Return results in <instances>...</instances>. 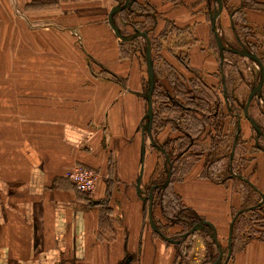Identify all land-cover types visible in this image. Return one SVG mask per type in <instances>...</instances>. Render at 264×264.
Masks as SVG:
<instances>
[{"label": "crops", "instance_id": "0c3cea01", "mask_svg": "<svg viewBox=\"0 0 264 264\" xmlns=\"http://www.w3.org/2000/svg\"><path fill=\"white\" fill-rule=\"evenodd\" d=\"M134 2L154 8V30L134 27L133 21H146L137 13L127 14ZM225 7L223 1L216 22L218 34V25H226L239 39L233 23L235 11L229 13ZM23 9L28 17L36 15L57 26L42 30L44 41L38 46L50 62L44 57L39 67L32 63V68L41 69L42 85L58 86V91L39 95L37 114L45 124L39 131L40 141L31 139L30 129L20 141L0 142V264L176 263L182 242L172 236L182 226L169 222L158 207L155 217L164 228L168 225L164 236L170 241L157 233L142 185L145 169L138 188L139 127L145 111L142 47L146 53L149 40L152 50V39L167 21L177 28H189L198 43L188 58L189 68L200 77L188 80L200 82L222 104L223 135L234 130L236 139L244 137V146L251 149L252 137L255 143L253 152L244 156L239 174L207 172L201 157L181 180L172 183L171 191L205 222L192 234L193 247L185 264H217L219 248L213 235L221 247L228 246L232 237L228 264H264V228L247 240L239 241L234 235L241 217L260 212L264 205V151L255 149L257 132L241 113L244 107H239L241 90L249 87L251 92L254 85L238 68L239 84L230 78L236 65L223 63L212 30L216 7L212 13L210 0H24ZM244 22L264 29V10L245 9ZM77 37L82 46H77ZM257 102L264 113V85ZM49 117L58 118L56 131L47 125ZM50 133L61 143L50 146ZM206 133L201 135L205 140L195 141L196 146L209 140L211 148ZM76 163L99 172L93 193L79 192L65 182L64 173ZM210 241L217 256L207 249Z\"/></svg>", "mask_w": 264, "mask_h": 264}, {"label": "rangeland", "instance_id": "374dc122", "mask_svg": "<svg viewBox=\"0 0 264 264\" xmlns=\"http://www.w3.org/2000/svg\"><path fill=\"white\" fill-rule=\"evenodd\" d=\"M222 1H224L226 5L225 8L229 13H233L242 5L239 0ZM23 2L24 0H0V142L3 143L22 140L24 134L28 135L30 129H32L31 139L33 138L34 141H40L39 131L45 124H42L41 121H39L41 118L37 114L39 112L37 106L40 104L39 95H41L40 93H53L58 91V86L42 85L41 69L34 68V65L38 66L44 57L46 61L50 62L47 54H43L39 51L40 48L38 46L44 41L41 36L42 30L45 31V28H56L57 26L40 21L35 17L36 15L28 17L23 9ZM216 5L217 0H210V11H212V13L214 12ZM137 9V7H133V10ZM122 17H124V15ZM233 19L234 28L239 39L232 33L230 27H227L226 25L225 27H222L219 24V34L224 43L230 48L238 50L246 48L250 52L259 54L262 57L264 64V29L251 27L248 24H245L244 20L240 18V15L234 16ZM146 24L149 26L150 21H147ZM77 38V46H82L79 37ZM154 39L156 42H153V46L151 47V59L154 66V92L152 95L153 119L151 131L148 129L147 119V94L150 84L146 66V53L144 52L145 47H142L144 51L141 53V56H143L144 59L143 63L145 68L143 77L144 83L141 92L145 99V111L139 127L141 138L139 137L138 142V166H141V153L142 150H144L145 175L142 185L144 186L143 189L145 194L148 196L152 192V188H154L153 196L155 200L157 188H161L165 185L169 172H171L172 176V168L174 165L177 173L172 178L177 180L181 177L182 170L201 157H203V159L205 158L204 161H206L207 172L211 171L213 174H224L225 176L230 174L231 171L239 174L241 173V167L245 163L244 156L253 152L251 149L254 147L255 143L252 137L249 142L252 144L250 145V149L243 145L245 142L243 136H238L236 139L234 136V130L233 132L225 134V136L222 132V140L219 141L215 147H212V144L211 148H209V140H206L203 145L199 144L190 149H186V154H183L182 156L179 155L180 150L175 146L173 149L174 151H171V159L174 161V158H177L179 162L171 165V159L169 160L167 153L162 151V145L164 141L182 137L180 129V131L174 130V126L175 128L178 126L175 122L181 113L170 107L172 102H169L166 99V96L167 94L175 96L172 88L173 84L170 81L172 80V77L174 79L177 78L188 89L193 87L191 80L189 81L188 79L199 76L200 74L198 75L188 67L190 64L188 55L190 49L198 43H196L195 40L194 42L192 41L194 38L191 31L181 34L177 29L172 30L171 33L160 39L156 35ZM210 47L213 51L216 50L217 47L213 34L210 37ZM226 59L231 63L234 62L236 65L235 67L233 66L234 68L232 69V72L230 71V78L232 81L236 80L235 83L237 82V84H239L237 81L239 74L236 69L238 68L242 73L240 75L251 77L253 85L258 82L260 71L256 62L232 53L226 54ZM32 63L34 64L33 68ZM185 64H187V66ZM252 71H254L253 75L251 74ZM182 73H184L186 77ZM195 82H197L199 88L205 90L200 82L197 80H195ZM249 93V87L241 90L239 107L245 106ZM259 97L260 95H257L252 101L249 108V114H251L260 125H263L264 113L263 108L258 106L259 103L257 102V99ZM178 100L182 102L181 97H179ZM261 112L263 114H261ZM241 113L243 114L242 110ZM48 119L49 121H47V125L50 126V130L56 131V127L60 126L56 122V119L58 118L49 117ZM65 119L68 120V118ZM188 121L189 120H181L180 124L183 126V124H186L185 122ZM169 122L173 123L170 124ZM204 135L207 139L209 138L208 133ZM55 136L54 133H50L48 142L50 146L55 142L61 143L60 140L55 138ZM201 139L205 140L206 138L201 137ZM234 143L237 144L236 151L234 149V159L230 160L232 158ZM259 144L264 148V139L260 138ZM190 154H193V156H190ZM211 162L213 163L211 164ZM76 167L92 169L96 172L99 178V172H97L95 168L76 163L64 173L65 179L72 185L74 184L69 179V173ZM161 198L163 199V197H160L159 201ZM164 200L165 202L163 203V206L171 212V216L174 217L177 215L182 207L179 204V198L175 194L170 193V196L168 197L167 195V197H164ZM262 204L263 203H261V205ZM171 207L175 209L173 212ZM256 215L260 217L264 215V205L260 212L254 211L251 214H247L245 217H241V222L237 224L234 231V235L238 237L239 241L247 240L255 235H259V228H264V220H256ZM172 222H174V220H172ZM190 236L191 237L184 243H179L181 242L180 239L177 241L179 243L177 264H185L190 258V253L193 247L191 241L192 235L190 234ZM222 248L224 251L223 260H225L228 253V246L226 245ZM207 249L209 252H215L217 256L218 252L213 245V242L210 241L207 243Z\"/></svg>", "mask_w": 264, "mask_h": 264}, {"label": "trees", "instance_id": "16d2710c", "mask_svg": "<svg viewBox=\"0 0 264 264\" xmlns=\"http://www.w3.org/2000/svg\"><path fill=\"white\" fill-rule=\"evenodd\" d=\"M241 1H242L241 2L242 5L241 7L235 10V14L236 16L240 15V18L242 20H244L245 9L252 8V9H257V10H264V2L262 0H241ZM133 7H137L138 9L133 10ZM153 11H154V8L152 7H149L148 9H146L143 5L134 2L132 5V10L128 14L134 15L138 13L139 15L145 16L146 21L144 23L140 24V23L133 21V24H134V27L137 28L139 31L150 32L151 30H154L157 25V20L156 18L153 17V13H154ZM147 21H150L149 26H147L146 24ZM175 29H177V31L181 34L190 31L189 28H177L173 25L172 22L167 21L164 29L158 35V38L160 39L161 37L167 36L169 33H171L172 30H175ZM192 41L194 42V40ZM153 42H156L154 38L152 39L151 47L153 46ZM257 55L262 60V57L259 54ZM185 65L187 66V64ZM170 81L173 84L172 88L175 93V96L171 94H167L166 99L169 102H172V105L170 104V107H172L174 110H177L181 113L179 118H177L176 122L174 121L178 125L176 128L174 126V130L180 129L182 133V137L164 141L162 148L167 153L169 160L171 159V156H172L171 151H174L173 149L175 148V146H177V148L180 150L179 155L183 156V154H186V151H187L186 149H190L191 147L196 146L195 141L201 137L202 133L205 130H207V133L210 135L213 145L216 142L221 141L222 140L221 134L223 132L224 119H225L223 111H222L223 109L222 104L218 101H214L211 98V96L208 94V92H206L203 88H199L197 82H195L194 80H191L193 87L188 89L177 78L174 79L172 77V80ZM179 97H181L182 102H184L185 104L178 100ZM181 120H189V121L185 122L186 124H183L182 126L180 124ZM169 123L172 124L173 122H169ZM209 127H211L212 129H210ZM255 149H260V148L256 145ZM190 156H193V154H190ZM177 162H179L177 158H174V161H172V159L170 160L171 165ZM190 167H191V164L187 168L182 170L181 177L178 180H181L183 178V176L185 175V173L188 172ZM176 173L177 171L174 165L172 168L171 181L164 188H157V194H155L156 196H155V200L153 203L152 215H153V220L158 228L159 234H162V235H167L165 233V228H168V225L165 226L164 228L161 224H159V221L156 219L155 214H154V210L156 208L160 207L163 215L167 219H169L171 222L172 220H174L172 224H175V223L180 224L183 230L179 234H176L172 237H176L180 239L182 243H184L186 242V240H188L190 234L186 237L184 235L187 233H190L192 228L201 224L203 222V219L199 217L196 214V212H194L192 209L183 205L179 197H178L180 200L179 204L182 207H181V210L178 212V214L175 215L174 217H172L171 212L166 207L163 206V203L165 202L164 197H167V195L169 197L170 193H173L171 191L172 183L175 181H178L177 179L172 178L173 176L176 175ZM65 182H68V181L65 180ZM72 186L73 188H75L74 185ZM160 197H163V199L161 198L159 201ZM171 210L173 212L175 209L172 208ZM256 216H257L256 220H259V221L264 220V215L261 217L258 215ZM177 259H178V254L176 256L175 264H177Z\"/></svg>", "mask_w": 264, "mask_h": 264}, {"label": "water", "instance_id": "95a60500", "mask_svg": "<svg viewBox=\"0 0 264 264\" xmlns=\"http://www.w3.org/2000/svg\"><path fill=\"white\" fill-rule=\"evenodd\" d=\"M222 4L223 1L222 0H217V5H216V10L215 13L212 15V30L214 32V36L217 42V45L219 47L220 53L222 55V57L224 56L225 52H231L237 55H241L243 57H247L251 60H253L254 62H256L258 64L259 67V71H260V77L258 82L253 86L249 97L247 99V102L243 108V113L245 118L251 123V125L253 126V128L255 129V131L257 132V136H256V144L257 146L260 148V150L264 151V148L262 146H260L259 144V139L260 137L264 136L262 129L260 127V125L253 119L251 118L250 114H249V108L250 105L252 103V101L255 99V97L257 95H261L262 94V90H263V85H264V64L262 62V60L259 58V56L253 52L248 51L246 48H244L243 50H238L235 48H228L225 47L222 43V40L218 34V29L216 26V22L218 20V18L220 17L221 14V9H222ZM127 5V4H126ZM126 5L124 7H118L117 10H123L125 9ZM110 24L113 26L114 30L117 32V28L114 25V23L112 22V19L110 20ZM146 35V34H145ZM146 66H147V73H148V79H149V84H150V88L148 90V94H147V119H148V129L149 131H151L152 128V119H153V101H152V95H153V91H154V66H153V62L151 59V50H150V42L148 40V46L146 49ZM144 149V146H143ZM162 151H164V149H162ZM165 152V151H164ZM234 153V150H233ZM142 156H141V171H140V176H139V182H138V188L140 187V183L142 181V177L144 175V161H145V152L144 150H142ZM170 178H171V172L168 173V179L165 183V185L161 188H164L166 185H168V183L170 182ZM160 188V187H159ZM154 188H152L153 190ZM149 200H150V205H149V218H150V222L152 224V226L154 227L155 231L157 233H159L158 229L156 228L155 224H154V220H153V215H152V209H153V201H154V196H153V192L150 193V195L148 196ZM205 224V222H202ZM198 229V225L195 226L194 228L191 229L190 233L185 234L184 236H188L191 233H194L196 230ZM162 235V234H160ZM162 237L168 241H170V239L164 235H162ZM213 239L216 242L218 248H219V257L217 259V264H228L230 258H231V254H232V237L230 236L229 238V244H228V253H227V257L225 260H223L224 257V251L223 248L220 246V244L218 243L216 236L213 235Z\"/></svg>", "mask_w": 264, "mask_h": 264}, {"label": "built area", "instance_id": "2783aa9c", "mask_svg": "<svg viewBox=\"0 0 264 264\" xmlns=\"http://www.w3.org/2000/svg\"><path fill=\"white\" fill-rule=\"evenodd\" d=\"M69 179L74 187L83 193H93L98 185V175L92 169L76 167L69 173Z\"/></svg>", "mask_w": 264, "mask_h": 264}, {"label": "flooded vegetation", "instance_id": "af4514ba", "mask_svg": "<svg viewBox=\"0 0 264 264\" xmlns=\"http://www.w3.org/2000/svg\"><path fill=\"white\" fill-rule=\"evenodd\" d=\"M229 53H231V52H225V53H224V60H223V63L227 62V60L225 59V56H226V54H229ZM232 54H234V53H232ZM236 146H237V145L234 143L233 150L235 149ZM233 154H234V153H233Z\"/></svg>", "mask_w": 264, "mask_h": 264}]
</instances>
